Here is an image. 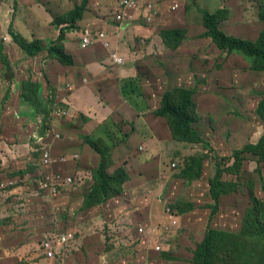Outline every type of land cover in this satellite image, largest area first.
I'll use <instances>...</instances> for the list:
<instances>
[{"label": "rangeland", "instance_id": "374dc122", "mask_svg": "<svg viewBox=\"0 0 264 264\" xmlns=\"http://www.w3.org/2000/svg\"><path fill=\"white\" fill-rule=\"evenodd\" d=\"M33 1L36 5L25 8L27 11H21L22 5L33 4ZM82 1L0 0V35L7 34V31H15L12 21L18 17L16 25L19 19L17 27L23 31V34L20 33L23 38L30 40L41 37L42 44L45 39L53 41L58 33L51 24L52 19L69 12ZM161 1L163 5L156 0H154L155 3L152 2L150 15L154 13L152 10L157 3V6L162 9L161 16L168 22L167 26L165 25L166 29L186 31L187 38L179 49L172 51L165 48L161 36L157 37V34L153 35L150 41L138 40L141 45L139 47L135 45L134 41L136 42L137 38L132 36L134 34L130 30L122 32V35L115 32L118 40H113V44L119 47L116 51L125 58L123 69L130 70L128 78L131 79H128V89L140 93L145 102L149 101V105L155 109L152 110V114L155 118L157 116L163 119L164 128H169V122L159 116L163 104L162 94L179 87L194 91V102L197 105L199 119L195 126L198 125L208 144L206 142L177 143L169 137L167 142L162 137L163 132L160 134L163 143L161 144L162 152L156 146L152 148V155L156 157V161L162 158L161 172L159 166H156L152 173L150 169L145 172L146 175H150L151 180L150 188H147L149 192L142 195V198L149 205L151 204V207L155 206L153 201L155 199L160 201L164 194L173 195L174 198H164L161 206L150 208V216L149 211L146 215L139 209L138 218L142 223L132 229L143 230L144 235L138 241L136 240L138 237H134L138 234L133 235L131 232V236L135 239L133 240L129 236L122 237L120 232L122 229H129V224L125 222L128 221L126 218H131L127 213L132 209L130 201L135 198V193L130 189L118 197L119 201L111 200L105 205L101 204L98 210L92 211H87L84 200L94 192L96 183L88 195L77 190L72 194H63L55 200L46 193L37 196L35 192L28 191L33 181L30 180L33 176L29 175L35 172L32 164L34 157L32 155L29 158L32 153L28 143L33 132H35L34 136L41 138L49 130L58 134L59 137L55 141L57 150L63 152L66 158L67 153H81L84 143L89 147L96 143L108 173L113 174L119 166L118 158H127L129 155L124 154L121 149H129L128 152L132 150L129 134L133 126L129 120L122 119L123 116H121L122 120L111 119L100 129L101 135L107 140L105 138L86 139L82 131L83 118L78 114L76 118L67 120L51 115L53 111L59 108L66 109L67 106L58 101L59 95L56 90H47L46 87H42L39 94L36 91L37 88L32 87H29L28 92L36 104L44 101L46 108L48 105L53 107L51 114L49 111L40 113L38 110H41V106L36 107V115L33 111L21 110L19 99L23 82L38 81L41 75L46 76L45 67L49 64L46 52L32 59L18 45L11 42L12 47L8 49L7 57L12 65L13 74H8L4 78L6 74L0 63V141L11 145L15 141L10 148L0 143V159L3 163L0 164V234L4 233L0 238L9 243L8 264H193V252L203 240L209 227L224 231L239 230V225L249 207L247 194L244 196L238 193L234 196L222 197L218 214L212 216L211 208L214 210L215 208L210 204L212 200L209 182L215 174L216 167V161L213 162L212 159L231 157L248 143L256 145L258 139L264 134V123L256 114L258 103L264 98V72L252 70L248 58L223 52L210 39L205 38L200 11L206 10L213 13L218 9H224L226 14L220 20V29L228 36L255 42L264 29V20L261 19V15L264 14V0H175L174 3L177 5L175 11L170 8V4H173L172 0ZM118 2L119 0H88V8L82 18L84 21L77 29L73 40L78 39L79 44L82 26H87L92 21L96 23L94 26L98 24L101 26L107 23V17L110 19L109 24L112 25V29L116 31L114 10ZM19 6L21 9L17 12ZM44 31H50L51 35H44ZM53 31L56 32L53 33ZM107 33L111 39H114L109 31ZM100 48L102 47H89L81 51L85 58L93 60L88 64L91 65L89 71L101 73L108 70L103 68L105 64L97 61L99 59L97 54L103 57L108 55L111 67L118 68L110 59L107 48L105 49L109 54L105 51H94ZM71 56L74 61L79 59V56L75 54ZM74 65V68L66 69V73L73 74L76 68L81 70L78 63L74 62ZM134 69L136 73L133 72ZM85 71L89 72L86 69ZM86 74L88 75H85L87 76L85 82L95 92L100 91L99 98L102 96V90L116 91L115 80H100V83H96V77L92 78L91 74ZM134 81H138L137 86ZM60 91H64L60 94V98L66 97L67 90L60 89ZM54 102L57 104L54 105ZM72 108H74L73 104ZM39 114L44 116L45 121L50 122L47 127L45 124L41 127V123H38ZM106 127L109 129V135ZM113 129L115 130L111 137ZM118 133L121 137L114 144ZM70 141H72L71 146L78 145L76 149L64 146ZM114 148L115 151H113ZM53 151L54 158L63 157L55 149ZM86 158V160L74 158L75 167L80 169L81 173L95 172L99 168L100 160L91 159V155ZM193 159L197 162L202 161V171L195 166L191 167L192 170L187 174L189 166L196 165L193 164ZM174 164L176 167H173ZM74 165L72 167L55 165L57 169L59 168L56 172H62L67 176L71 174ZM256 166L258 167L255 160L248 155L244 172L249 176L252 175L254 181L257 180L256 194L264 201V169L261 170L263 175L261 181L257 173L259 170L256 173L253 172ZM199 173L202 175L201 179L199 177L201 175L198 176ZM183 174L189 179L182 178ZM192 176L194 179L191 178ZM227 179L235 178L228 176ZM247 181L240 182L248 191ZM177 202L193 204L194 209L184 214L177 212L178 217L175 219L178 225L173 227L171 226L172 217L167 215L166 209L168 205H171L170 203ZM94 214H98L95 219ZM171 227L169 236L165 233L166 229ZM50 228H58L59 231L72 229L74 239L65 247L59 246L58 255L48 262L44 261L42 256L44 250L40 248V245L44 233ZM142 240L148 241L145 244L147 255L144 259L137 261L141 257L137 258L136 252L134 256V250L136 247L140 249V245L144 246L141 243ZM158 246L164 252H168L167 254H170L173 259H166L163 252L156 253L154 249Z\"/></svg>", "mask_w": 264, "mask_h": 264}, {"label": "trees", "instance_id": "16d2710c", "mask_svg": "<svg viewBox=\"0 0 264 264\" xmlns=\"http://www.w3.org/2000/svg\"><path fill=\"white\" fill-rule=\"evenodd\" d=\"M151 1L152 0L140 1L138 5V10L140 11L137 16V19L139 20L137 26L151 30V34L148 37H144L142 35L135 36L137 39L134 43L140 47L141 45L138 40L142 39L145 41L147 39V41H150L152 36L157 34V37L161 36L165 48L172 51L179 49L187 38L186 31L184 29H166L165 25L168 22H166L161 16V7L157 6V3L162 4L161 0H156L157 3L156 5L154 4L155 7L152 11L155 16L153 17V14L148 15L146 13V9L147 6L151 4ZM174 1L175 0L171 1L173 4H170V8H173V6L176 5ZM87 4L88 0H83L80 5H76L69 12H65L66 14L63 13L64 15L60 14L62 16L59 15L53 18L51 24L56 28L58 34L53 41L47 40L45 45H42L39 40L29 41L10 31L12 40L28 57L33 58L38 56L40 53L46 52L47 58L55 60L63 67H72L74 66V59L66 52L63 42L66 34L77 29V23L82 20L83 15L88 8ZM200 12L202 14V26L205 29V32L203 33L205 38L210 39L217 46V48L223 52L241 55L248 58L252 70L264 72V29L261 31L259 38L255 42L234 36H228L219 27L220 20L226 14L224 9H218L213 13H209L206 10H201ZM148 17H151L149 22L147 19ZM261 19L264 20V14L261 15ZM144 41H142L143 44ZM78 48L80 51L85 50L80 47V43L78 44ZM0 63L3 65L6 74L4 78L8 74H13L12 65L8 62V59L4 54V46L1 41ZM137 82L138 81H134L136 86ZM29 87L37 88L36 91H38V94L39 90L42 89V85L38 81L27 80L26 82H23L22 93L19 99L21 110L26 109L35 113L37 111L36 107L41 106V110H38L40 113L48 112L49 108H46V105L42 102L41 104L35 103V100L28 92ZM129 90L128 81H126L123 86L122 94L127 95ZM162 95L161 101L163 104L160 109L159 116L163 117L166 122L168 120V131L172 140L177 143L187 144L205 143L206 141L204 140L198 125L195 126V123L199 119L197 116V105L194 102V91L179 87L173 91H166ZM256 114L264 123V98L258 103ZM1 138H3V136ZM33 141L34 139H31L30 137L28 143L31 147L32 154H30L29 158L33 155L34 158H32V162H35L39 160L41 152L39 151V146L35 145ZM2 142L3 141H0V143ZM14 143L15 141L12 142V145L10 143L5 144L10 148ZM94 145L95 150L96 148L99 150L98 145ZM55 151L59 152L58 150ZM99 152L101 153L100 150ZM59 153L61 154L60 156H63V152ZM263 153L264 134L258 139L256 145L248 143L242 149L237 150L231 157H224L223 159L217 157L216 160L212 159L213 162L216 161L215 174L209 182L210 196L212 200L211 206L215 208V210L211 208L212 216L218 214L221 199L224 196H234L238 193H242L245 196L247 194L249 207L246 209L238 231H224L212 227L207 229L203 240L197 245L195 251L193 252V264H264V201H262L256 194L255 189L257 180L254 181L252 175L249 176L244 172L245 162L248 155H251L258 165L253 172L256 173L257 170H259L257 173L259 174V180L262 181L263 175L261 174V170L264 169ZM230 163L231 165H229ZM0 164H3L1 159ZM193 164L196 165L189 166L187 174L190 170H192L191 167L195 166L199 168V171H202V161L197 162L193 159ZM92 173L96 187L94 192L89 197H86V200H84L86 209L106 203L110 199L109 197H119L123 192H125V185L129 181V175L123 167L115 170L113 174H109L105 166V161L103 162V157H101L99 168ZM33 174L34 173L30 174V176H33ZM199 175L201 174L199 173L198 176ZM228 176H232L235 179L229 180L227 179ZM181 177L189 179L185 174ZM199 177L201 179L202 175ZM191 178L194 179L193 176ZM241 180H248V191L244 188V184L240 182ZM94 183L92 184V187L95 185ZM36 189L37 186L31 183L28 191ZM30 193L31 192H29V194ZM40 193L42 194V192ZM61 194H64V191H62ZM165 198H174V196L167 194ZM55 199H57V197L54 198V200ZM170 204L173 206L171 207V205H169L171 207V214L176 217L177 212L179 214H184L194 209L193 204L182 202ZM61 231L72 233V231L68 229ZM72 234L74 235V233ZM65 252L63 251V254H65ZM162 252L164 253V257L166 259H173L170 254H167L168 252L161 251L156 253Z\"/></svg>", "mask_w": 264, "mask_h": 264}, {"label": "crops", "instance_id": "0c3cea01", "mask_svg": "<svg viewBox=\"0 0 264 264\" xmlns=\"http://www.w3.org/2000/svg\"><path fill=\"white\" fill-rule=\"evenodd\" d=\"M34 2L35 1H33V4H28L27 6L22 5L23 9L21 11H27L25 8H30L36 5ZM20 9H21V6L18 7L17 12H19ZM17 18L18 17H16L15 20L12 21V26L16 32L13 30L12 31L15 34H18L19 36H21L20 33L23 34V31L17 27L19 23V19L16 25ZM83 21L84 20H82L80 23L77 24V29H79ZM92 24L96 25L94 21L91 22V25ZM98 26L100 25L98 24ZM101 26L105 30L109 31V34H112L114 36V39L111 40L112 42L111 49H113V46H114L113 40H118V37L116 36V34H119L118 29L116 31L113 30L112 25L109 24L108 22ZM76 30H74L70 34H66L63 44H64L66 52L69 55L75 54L79 56V59H77L74 62L75 64L78 63V66L80 65L81 70L79 71V69L76 68L73 74L66 73L65 71L66 69L74 68L75 65L72 67H61L60 65L56 63L55 60L47 58L48 59L47 61L49 64L45 67L47 77L44 75H41L42 77L38 79V82L41 83L42 87H46L47 90L48 89L54 90V91L56 90L57 94L59 95L58 97L59 102L62 101L65 104L69 103L71 105V108H72V104L74 105L75 113L83 118V121H81L83 125L82 131H84V135L86 136V139L90 138V139L95 140L98 138H105L101 135L100 129L104 127L106 124H108V121H110L111 119H115V120L127 119L132 123L133 127H131V133L129 134V143L132 146V150L128 152L129 149H121V151H123L124 154H129V155L127 156V158H122V157L118 158L117 164L119 163V166L117 167V169L120 167L121 168L123 167L125 169L127 167L125 170L127 171L129 175V181L125 185V193L127 190L130 189L133 191V193H135V198L132 199V201H130L132 209L130 210L129 213H127L128 215L131 216V218H126L128 221L125 222L129 224V227H128L129 229H122L120 232H122L121 234L122 237L129 236L133 240L135 239L133 238V236H131V232L133 235L138 234L134 236V237H138V239H136L138 241L143 235L139 234V230L137 229L132 230V229L135 228L138 224L142 223V221L139 220L138 218L139 209L145 212L146 215L148 214V211H149V216H150V208L159 207V205L162 203L163 199L166 196L164 194L160 198V201L158 199H155L153 201L155 203L154 207H151V204L149 205L148 202H146V200L142 198V195L149 192L147 188H150V180H151L150 175H146L145 172L148 169H150L152 173L156 166H159V171L161 172L160 166L162 164V158L159 161H156L155 160L156 157L152 155V148L157 146L160 148L159 151L162 152L161 144L163 143H162V138L160 137V134L162 132H163L162 137L165 138L167 142L169 141L168 137L170 138V140H172V137L168 131V127L164 128L163 121L160 120V118H158L157 116L155 118V116L152 114V110H155V109H152V106L149 105L148 100L146 102L142 100V96L140 93L129 90L127 92V95L122 94L123 86L125 82L128 81V79H131V78H128L130 76V73H129L130 70L123 69L125 66L121 68L111 67V65L109 64L108 55L106 57H103L101 54H97L96 56L99 57L97 61L105 64V66L103 65V68L105 69L107 68L108 70L101 72V73H91V71H89V68H91L89 66L91 65H88V64L92 63L93 60L90 58H85L82 55V52L78 48L77 40H73L76 34ZM9 32L10 31H7V34H3L4 36L7 37V42L4 45V54L6 55V57L9 56L8 49L12 47V43H11L12 41L10 40L9 35H8ZM54 32L56 31H53V33ZM130 32L134 34L132 36L142 35L144 37H148L151 34V30L142 28L139 26H135L134 28H131ZM39 34H41V32ZM39 34H36V35H39ZM43 34L50 36L51 32L44 31ZM36 35H33V36H36ZM27 40H29V38H27ZM32 40H39L42 44L41 37L32 38L29 41H32ZM46 41H47L46 39L43 40L44 44L42 45H45ZM94 51L95 52L105 51V53L108 54V51L102 48L96 49ZM34 58L35 57H33L32 59ZM53 61L55 63H53ZM39 65L41 64L39 63ZM85 69L89 72H86ZM133 72L136 73L135 69ZM86 73L91 74L93 76L92 78L96 77L95 78L96 83H100L99 82L100 80H105V81L115 80L117 83L116 91L112 92L109 89H106L105 91L102 90L101 91L102 96L101 98H99L98 93L100 91L95 92L94 90L90 88V85L89 84L87 85V83L85 82V80H87V76L85 75H88ZM49 85L51 86L49 87ZM68 87L70 89L69 93H66V97L62 98L63 97L62 96L60 98V94L64 92V91H60V89L67 90ZM137 95H138V98H136ZM42 103L44 104V101H42ZM121 116H123L122 119H121ZM109 126L112 127V125H109ZM114 130L115 129L112 130L111 137H113L112 134ZM106 132L109 135V129L107 127H106ZM117 136L118 137L116 139L114 138L115 139L114 144L118 142L119 137H121V134L118 133ZM2 144H5V142H2ZM94 144L92 147H89L87 144L84 143L82 147V151L80 153V158H83L84 160H86L87 159L86 157L88 155H91V159H94V160L99 159L101 162L102 156L97 148L95 150ZM71 145H72V141L67 142V144L66 143L64 144L65 147L68 146L69 148H74V149H76L78 146L77 144L73 146ZM163 146L165 148L166 144ZM113 151H115V148ZM95 152L98 153V155ZM74 153H77V152H72L68 154L72 155ZM69 167H72V165H69ZM135 167H137V169ZM89 168H94V167L89 166ZM69 175L77 176L78 174L76 170L73 168L71 174ZM81 176H82L81 178L78 176L80 179L76 182V184L72 188L66 190L64 194H72V192L80 190L86 193V195H88V193L92 190V184L94 183L93 173L92 171H89V173H86V172L81 173ZM60 196L61 195L57 196V199ZM111 200L119 201L120 199L116 197V198L110 199L108 202L103 203L102 205L109 203ZM210 204H212V202ZM102 205L94 206L93 208L87 209V211L98 210ZM97 217H98V214H94V219ZM51 230L59 231L58 228H50L49 231ZM3 234H0V237H3ZM141 243L142 245L144 244V246L141 247L140 245V249H137L136 247L135 248L136 250H134V256L136 252L137 258L139 256L141 258L138 260L135 258V261L136 260L140 261L144 259V257H146L147 255L145 244H147L148 242L142 240ZM8 255H9V243L7 240L0 238V264H8V258H9ZM44 261L50 262V260H47V259H44ZM40 264H47V263H40Z\"/></svg>", "mask_w": 264, "mask_h": 264}, {"label": "built area", "instance_id": "2783aa9c", "mask_svg": "<svg viewBox=\"0 0 264 264\" xmlns=\"http://www.w3.org/2000/svg\"><path fill=\"white\" fill-rule=\"evenodd\" d=\"M141 0H123L120 5V11L117 13V21L121 24L133 23L135 21V11L138 10V5ZM152 8V2L147 6L146 13L150 15ZM154 17V16H153ZM149 21L151 17L147 18ZM97 44H103L106 48L109 46V42L107 41L106 35L104 33H94L89 27H86L82 30V36L80 37V47L82 49H87L89 47L95 46ZM110 59L114 62L116 66H121L124 64V59L120 57L118 54L113 53L110 55ZM57 117H66L68 116L67 111H60L55 114ZM41 123V121H38ZM33 138L40 142L42 138L33 135ZM73 159H78V155H73ZM66 163L67 159H53L49 153V151H42L40 153L39 161L36 165L39 167V171L37 172L36 178L33 180L34 184L37 186L35 191L36 195H39L40 192L46 193L49 196L57 197L61 194L62 191H66L72 188L76 182L82 177L81 172L77 171V176L67 175L65 176L62 172H56L55 165L58 163ZM173 167H176L174 164ZM80 178H79V177ZM167 214L171 215V209L167 210ZM177 225V221H172V226L175 227ZM170 229H166L169 231ZM143 230H140L142 233ZM74 239V235L71 232L66 231H57L51 230L47 231L43 235V240L41 242V249L44 250V258L47 260H54L55 256L58 255L57 249L59 246L65 247L66 244L71 242ZM61 247V248H62ZM156 251L161 252L163 249L158 246L155 248Z\"/></svg>", "mask_w": 264, "mask_h": 264}, {"label": "clouds", "instance_id": "9594fccd", "mask_svg": "<svg viewBox=\"0 0 264 264\" xmlns=\"http://www.w3.org/2000/svg\"><path fill=\"white\" fill-rule=\"evenodd\" d=\"M122 1L123 0H119V2H118V5H117V7L115 8V14H114V16H115V23L117 24V29H119L118 31H119V34L120 35H122V32H126L127 30H130L131 28H134L135 26H137V23H138V19H137V16H138V13H139V11H135L134 13H135V21L133 22V23H127V24H121L120 22H118L117 21V13H118V11H120V5H121V3H122ZM143 1V0H142ZM151 2H153V3H155L154 2V0H152ZM176 8H177V5H174L173 6V9H174V11L176 10ZM153 16H155V14L153 13ZM83 20V19H82ZM81 20V21H82ZM80 21V22H81ZM108 23H111L110 22V19H108V17H107V20H106ZM80 22H78V23H80ZM77 23V24H78ZM85 26V27H84ZM84 26H82L81 27V31L84 29V28H86V27H89L94 33H97V32H99V33H104L105 35H106V38H107V41L109 42V46L108 47H106L107 49H108V51L110 52V55L111 54H113V53H116V54H118L120 57H122L123 59H124V64L123 65H121V66H117L118 68H121V67H124L125 66V58L123 57V56H121L117 51H116V49L117 48H119V47H115V46H113V49H111V38H110V36L108 35V33H107V31L105 30V29H102L100 26H94V25H91V24H88L87 26L86 25H84ZM121 31V32H120ZM12 33H14L13 31H11ZM73 32V31H72ZM76 32H77V30H76ZM71 33V32H70ZM15 34V33H14ZM8 35H9V38H10V40L13 42V40H12V36H11V34H10V32L8 33ZM16 35H18V34H16ZM78 40V39H77ZM0 41H1V43H2V45L4 46L5 44H6V42H7V37L6 36H4V35H0ZM78 42V41H77ZM14 43V42H13ZM79 43H80V38H79ZM136 45V44H135ZM96 46H99V47H102V49H104V50H106L107 51V49H105V47H103V44H97V45H95V46H92V47H96ZM138 46V45H137ZM109 54V53H108ZM109 55V56H110ZM57 63V62H56ZM58 64V63H57ZM58 65H60V64H58ZM61 66V65H60ZM61 67H63V66H61ZM68 92L67 93H69V91H70V89H69V87H68ZM62 102V101H61ZM45 104V103H44ZM55 104H57V103H55L54 102V105ZM65 104V103H64ZM53 105V106H54ZM66 106H67V108L66 109H61V108H59V109H57L56 111H53L52 112V108L53 107H51L50 105H48V108H49V112H50V114H51V112H52V116L53 117H55V118H62V119H68V118H76V113H75V111H74V108H71V105L69 104V103H66L65 104ZM62 106V105H61ZM60 111H67L68 112V116H66V117H57L55 114L56 113H58V112H60ZM40 118V120H41V126L43 125V124H45V126L47 127L48 125H49V121H45L44 120V116L42 115V114H39V116L37 117V119H39ZM159 118V117H158ZM48 119L50 120V116L48 117ZM40 120H38V121H40ZM160 120H163L162 118L160 119ZM35 134V132H33L32 134H31V139L33 138V135ZM37 136V135H36ZM37 137H39V136H37ZM58 137H59V135L58 134H55V132L53 131V132H51V130H49L48 132H47V134L46 135H44L43 137H42V141H40V142H37L34 138V141L33 142H35V145H37V146H39V151L40 152H42V151H49V153H50V155H51V157H52V152H53V149H55V150H57L56 148H57V146H56V140L58 139ZM39 138H41V137H39ZM61 141V136H60V139H59V142ZM68 154V153H67ZM73 155H78V159L80 158V153H74V154H72V155H70V154H68L67 155V158L65 157V156H63V157H59V158H53V159H56V160H58L59 161V159H67V162L66 163H60V162H58L59 164H57L58 166H60V167H62V166H64V165H66L67 167H69V165H74V162L75 161H73ZM40 156V155H39ZM81 160V159H80ZM39 161V160H38ZM38 161H35V162H33L32 164H33V166L34 165H36V163L38 162ZM34 169H35V172H34V174H33V179H30L31 181L32 180H34L35 178H36V176H37V172L39 171V167H37V166H34ZM59 169V168H58ZM56 167H55V170H58ZM74 169L75 170H78V171H80V169H77L76 167H75V165H74ZM64 174V173H63ZM30 176V175H29ZM32 183L34 184V182L32 181ZM36 190H33V192H35ZM66 192V191H65ZM64 192V193H65ZM39 194H41V193H39ZM42 194H44V193H42ZM60 195H62V194H60ZM38 196V195H37ZM166 197V196H165ZM55 197H53L52 199H54ZM171 209V207L168 205L167 206V209H166V213H167V210L168 209ZM167 215H169V214H167ZM171 217H172V221L173 220H176L175 218H177L175 215H172L171 214ZM172 221H171V226H172ZM177 221V220H176ZM177 225H178V223H177ZM177 225L175 226V227H177ZM168 229H170L169 231H166V233L165 234H168L169 236H170V233H171V230H172V227L171 228H168ZM46 233V232H45ZM44 233V234H45ZM139 234L140 235H144L143 234V232L142 233H140V230H139ZM148 242V241H147ZM41 246V245H40ZM41 248V247H40ZM156 248V247H155ZM155 250V249H154ZM156 251V250H155ZM162 251H164V250H162ZM156 252H158V251H156ZM43 258H44V255H43ZM45 259V258H44Z\"/></svg>", "mask_w": 264, "mask_h": 264}]
</instances>
